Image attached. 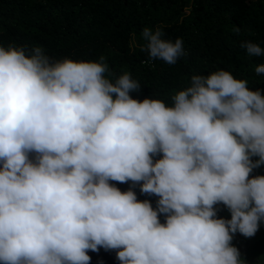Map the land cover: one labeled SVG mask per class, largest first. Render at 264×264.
I'll return each mask as SVG.
<instances>
[{
	"label": "clouds",
	"instance_id": "obj_1",
	"mask_svg": "<svg viewBox=\"0 0 264 264\" xmlns=\"http://www.w3.org/2000/svg\"><path fill=\"white\" fill-rule=\"evenodd\" d=\"M164 36L144 27L128 47L174 65L183 40ZM140 89L104 55L0 42V264H90L100 249L119 264H247L232 241L264 224L261 89L223 69L170 103L130 96Z\"/></svg>",
	"mask_w": 264,
	"mask_h": 264
},
{
	"label": "trees",
	"instance_id": "obj_2",
	"mask_svg": "<svg viewBox=\"0 0 264 264\" xmlns=\"http://www.w3.org/2000/svg\"><path fill=\"white\" fill-rule=\"evenodd\" d=\"M188 6L191 15H183ZM157 25L163 26L165 39L183 40L187 54L174 65L128 47L132 34ZM244 41L264 49V0H0V42L5 46L38 45L53 58L74 60L104 55L116 75L127 71L139 81L140 91L130 93L137 100L170 103L172 92L186 87L192 75L218 69L246 79L250 90L260 88L264 94V74L255 72L264 56H249L240 46ZM254 174L264 175V166ZM117 187L123 191L128 185ZM136 192L154 206L155 197ZM218 215L230 219L226 210ZM87 254L90 264H119L114 251Z\"/></svg>",
	"mask_w": 264,
	"mask_h": 264
},
{
	"label": "rangeland",
	"instance_id": "obj_3",
	"mask_svg": "<svg viewBox=\"0 0 264 264\" xmlns=\"http://www.w3.org/2000/svg\"><path fill=\"white\" fill-rule=\"evenodd\" d=\"M232 244L238 248L247 264H264L260 257L264 256V226L261 225L256 234L246 238L237 233Z\"/></svg>",
	"mask_w": 264,
	"mask_h": 264
}]
</instances>
